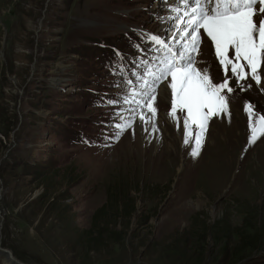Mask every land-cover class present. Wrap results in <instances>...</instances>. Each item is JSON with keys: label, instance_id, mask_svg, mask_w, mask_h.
I'll use <instances>...</instances> for the list:
<instances>
[{"label": "rangeland", "instance_id": "obj_1", "mask_svg": "<svg viewBox=\"0 0 264 264\" xmlns=\"http://www.w3.org/2000/svg\"><path fill=\"white\" fill-rule=\"evenodd\" d=\"M164 1L0 0V246L18 260L264 264V136L248 145L245 112L247 102L254 120L264 114V64L259 85L250 74L237 84L201 29L197 68L233 91H221L228 107L209 119L200 154L183 144L186 111L167 115L170 77L154 104L159 131L123 111L133 125L111 138L116 113L133 106L107 101L142 71L125 63L147 44L138 27L168 39ZM116 194L135 209L115 219L107 207L96 234L92 215Z\"/></svg>", "mask_w": 264, "mask_h": 264}, {"label": "snow or ice", "instance_id": "obj_2", "mask_svg": "<svg viewBox=\"0 0 264 264\" xmlns=\"http://www.w3.org/2000/svg\"><path fill=\"white\" fill-rule=\"evenodd\" d=\"M179 3L186 6V10L174 9L176 12L183 11L184 15L175 18L174 28L177 30L172 31L171 36L184 37L183 43L174 39L173 46H170L171 42H166L159 35L143 34L142 38L153 45L149 51H155L158 55L151 57L150 61L140 60L137 67L142 71L132 72L136 86L124 89L123 85L131 86L133 80L122 81L119 86L123 94L107 103L133 106L116 113L122 122L114 125L116 131L112 139L118 140L133 125L122 112L130 111L135 115L141 108H147L151 116L146 118L140 115L139 122L149 125L146 131L158 132L155 121L158 109L154 104L159 87L170 77L167 87L171 90V108L167 115L179 120L177 110L181 113L186 111L187 115L182 117L183 144L191 148L189 154L195 158L200 154L209 119L228 107L227 98L221 91L225 88L229 93L233 91L227 77L221 83H214L208 69L196 67L198 62L193 53L198 54L201 29L212 41L219 63L222 66L231 65L237 84L250 74L259 85L262 79L259 70L264 64V0H179ZM257 16L260 17L258 21L255 19ZM135 47L143 51L139 44ZM230 49H234L236 63L229 58ZM115 55L124 58L118 50ZM241 60L246 62L249 73H245L244 64L239 63ZM245 112L248 113L247 143L252 145L264 136V114H256L254 120L252 106L247 102Z\"/></svg>", "mask_w": 264, "mask_h": 264}, {"label": "bare ground", "instance_id": "obj_3", "mask_svg": "<svg viewBox=\"0 0 264 264\" xmlns=\"http://www.w3.org/2000/svg\"><path fill=\"white\" fill-rule=\"evenodd\" d=\"M163 4L164 5H166V6H168L169 7V15H168V17L167 18H165L164 20H163V22H162V25H163V28L164 29H166L167 28V31L166 30H163L162 29V31H160V29H159V32L161 33H163V35H165V31L166 32H168V39H170V40H166L167 42H171L170 43V46H173V44H174V39H178V40H181V42L183 43V40H184V37H181V36H177V37H175V38H173L172 36H171V32L172 31H176L177 29H175L174 28V22H175V19H171V16L174 14V13H177V16L176 17H178V16H183L184 15V13H183V11H180V12H176V11H174V9H176V8H181V9H185L186 10V7H183L182 8V5L179 3V0H165L164 2H163ZM166 10H167V8H166ZM188 17H184V19H187ZM183 26V25H182ZM138 28H140V27H138ZM159 28H160V26H159ZM142 28H140V30H141ZM165 38H167V36H165ZM150 44H147V46H149ZM175 47H180V45H176ZM135 52H137V53H139V51L136 49L135 50ZM196 67H198L197 65H196ZM140 70V69H139ZM138 71V70H137ZM171 79V78H170ZM168 81V80H167ZM169 83H170V81H169ZM136 85H134V86H132L133 88L135 87ZM161 87V86H160ZM159 87V88H160ZM165 89V88H164ZM144 109H146L147 111H145ZM141 108V109H139L138 110V112H137V114H132L131 112H128V113H126V114H132L133 116H135V119H136V121H137V124H138V128H140V129H142L143 128V123H141V122H139V116L140 115H144L146 118H147V114H148V109L147 108ZM228 111V110H227ZM234 111V110H233ZM224 112H225V110H224ZM236 112V111H235ZM234 112V113H235ZM150 116V115H149ZM215 116V115H214ZM170 118V117H169ZM168 121V120H167ZM181 121V120H180ZM176 122V121H175ZM160 123V122H159ZM178 123H179V126H180V124H181V122H179L178 121ZM1 251V250H0ZM0 254L1 255H4L3 257H4V259H3V263L4 264H15L14 262H13V259H12V254H8V253H6V254H2L1 252H0ZM15 258V257H14Z\"/></svg>", "mask_w": 264, "mask_h": 264}, {"label": "trees", "instance_id": "obj_4", "mask_svg": "<svg viewBox=\"0 0 264 264\" xmlns=\"http://www.w3.org/2000/svg\"><path fill=\"white\" fill-rule=\"evenodd\" d=\"M129 196L127 193H125V197ZM107 207H110L114 210V217L115 219L120 216H130L132 215L134 209H135V200L134 197H129L127 200H124V198L122 196H117V194L113 197V196H108L107 199L105 200L104 203H102V205H100L95 212L92 215V230L97 234V233H103L105 231V228L103 227H99V228H95V225H97V218L98 216L103 213L104 211H106L105 209ZM254 245V243L247 241L245 243V247L249 246L252 247Z\"/></svg>", "mask_w": 264, "mask_h": 264}, {"label": "water", "instance_id": "obj_5", "mask_svg": "<svg viewBox=\"0 0 264 264\" xmlns=\"http://www.w3.org/2000/svg\"><path fill=\"white\" fill-rule=\"evenodd\" d=\"M0 252L2 253V254H6V253H8L9 255L10 254H12L11 252H10V250H8V249H6V248H4V247H1L0 246ZM11 256V255H10ZM12 257V259H13V262L15 263V264H26V263H24V262H22V261H20V260H18L16 257L14 258L13 256H11Z\"/></svg>", "mask_w": 264, "mask_h": 264}]
</instances>
